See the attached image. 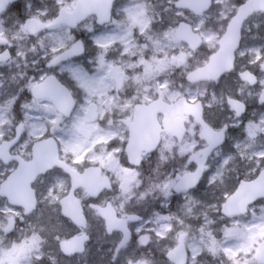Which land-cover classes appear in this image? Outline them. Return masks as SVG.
<instances>
[{"label": "snow or ice", "instance_id": "1", "mask_svg": "<svg viewBox=\"0 0 264 264\" xmlns=\"http://www.w3.org/2000/svg\"><path fill=\"white\" fill-rule=\"evenodd\" d=\"M68 6L69 0H55L57 15L43 20L39 18L48 17L51 9L41 6L40 0H24L22 5L17 4L16 0H0V25H18L23 28L33 17L38 18L39 22V28L32 31L36 40L29 49L37 57L31 61L32 74L22 72L23 84L11 92L5 87L3 79H0V97L4 98V104L10 105L11 119L15 121L12 126L16 128V134L8 136L7 139H4L6 133L0 131V181L4 184L10 183L13 177L22 171L24 161L18 151L21 147L28 150V163L33 165V171L27 178L32 198L30 204L14 201L0 191L4 201L0 205V216L4 220L0 222V239L14 233L18 222L25 216L35 215L40 211L37 207L39 201L35 198V188L32 187L36 179L40 178L42 183H47L39 199L52 197L59 206L56 222L50 225L41 224V228L51 226L57 230L55 239L63 256H82L88 250L87 244L92 237L91 224L85 211L87 208L93 216L105 221L106 236L111 237L115 228L123 231V238L113 250L111 264H117L122 252L128 253L124 264H160L158 257L163 258V264H215L216 261H219V264H264V92L258 95L261 111L253 113L251 117L246 116V102L228 97L227 103L232 113L231 123L214 124L206 118L203 111L205 105L201 104V111L196 119L203 123L214 139L209 138L203 146L197 141L193 148H199V153L196 156L189 155L187 159H183L185 153L181 149V166L173 169L171 177L165 176L163 181H158L154 187L140 195L141 199H146L149 195L158 200L162 197L159 208L165 211L154 209L147 220L138 214L127 215L128 221L159 225L147 232H144L143 224L137 227L134 246L132 232L126 222L121 219L113 223L116 212L111 203L105 209L94 202L85 205L83 201L78 200L80 211L78 215H73L65 209L64 200L53 195L61 181L58 173L71 175L67 157L72 155V164L81 163L70 150L86 139V131H96L115 138V133L110 129L112 122L105 120L104 125H100L99 121L104 117L97 119L93 115L99 72L104 67L107 53L102 54L97 50L89 55L88 45L90 43L96 48L100 38H79L83 33L73 29L79 28V20L82 17L69 21L68 26L59 32L44 31L59 26ZM210 7L211 3H208L193 11L196 16H200L202 10ZM12 9L19 10L16 17L10 15ZM111 9L116 15L127 11V7L121 9L116 0H111ZM176 15L182 16L183 13L177 11ZM106 19L109 18L101 16L99 23H105ZM111 19L115 22V16ZM184 26L183 20L176 25L177 28ZM255 27L259 29L261 24L257 23ZM84 31L93 33L96 29L94 25L87 24L84 25ZM141 32L143 33V29ZM250 50L257 52L253 61L255 63L264 54V43L253 45ZM127 51L125 48L121 55L127 54ZM17 55L24 58V68L27 69V54L17 52ZM8 58L10 53L5 51L0 55V62ZM3 75L4 73L0 72V77ZM250 83L256 84V78L253 77ZM260 83L264 84V81ZM22 95H29L30 99L22 101ZM42 100L47 103H42ZM206 107L212 109L213 105L207 104ZM17 108L20 109L19 113ZM32 109L43 114L33 117L26 111ZM3 113L4 109L0 107V114ZM32 120L36 123L30 124L29 121ZM26 128L31 129L27 136L24 135ZM234 131H238L240 136L230 140ZM200 136L201 140L206 139L203 131ZM108 143H111V139ZM112 150L121 151L115 145ZM214 150L215 157L220 158L216 160L215 166L207 163L209 154ZM201 154L203 158H199ZM41 155L49 158L50 162L41 163ZM61 155L65 157L64 162L60 160ZM238 161L244 162L242 171L236 168ZM141 163L142 161L136 162L137 168ZM226 173L229 174L227 177ZM136 183L139 184L140 181ZM120 187L124 193L132 191L131 181L129 187ZM108 188L111 190L110 184ZM204 192L208 195H201ZM98 194L93 193L91 200ZM173 201L179 203L177 212L170 211ZM120 207L123 208V204ZM9 211L14 215H9ZM40 214L42 215V212ZM189 219L197 221L195 227L186 224ZM66 227L71 231L61 237L59 232L65 231ZM141 232L144 234L141 235ZM149 233L155 234V241ZM189 240L192 242L188 243ZM169 241L171 243H168ZM43 243L41 232L33 230L25 259L35 257L37 261L45 262ZM6 246H15V242H9ZM2 252L3 248H0V253ZM180 254L183 257L182 262L178 261ZM49 258L53 260V264H59L57 258Z\"/></svg>", "mask_w": 264, "mask_h": 264}, {"label": "rangeland", "instance_id": "2", "mask_svg": "<svg viewBox=\"0 0 264 264\" xmlns=\"http://www.w3.org/2000/svg\"><path fill=\"white\" fill-rule=\"evenodd\" d=\"M47 5L52 12L56 11L55 1ZM176 0H119L118 5L121 9L127 7V11L121 12L119 15L114 14L115 22H112L107 26H99L96 22V18H90L88 22L84 23L80 28V32H85L87 35L86 40L90 37H99L97 42V47L94 48L89 43L88 50L91 54H94L99 50L102 54L106 52L105 63L103 69L99 72L98 84L95 90V103L99 106L100 116L104 119L99 121L100 125H104L105 120L111 121L110 129L115 133V138L98 133L96 131H86V139L75 145L70 152L74 151H84L89 149V153L92 150H101L95 157H100L107 159L108 165L114 173L117 174L121 182H118V186L123 185L125 188L129 187V182L131 181V192L140 191L144 192L148 189L154 187L158 181H163L165 176L171 177L173 169L181 166L183 161L179 163L171 164L169 163L174 159L168 154L172 153L174 146L171 141H167L164 144V148L160 155L156 158L160 163L158 165V170H154V175L157 176L150 180L145 181L144 184L140 181L139 184L134 181L135 174L133 177L125 172V168L122 164L119 165L118 162L122 161V154L124 146L128 141V129L122 123L121 119H130L134 112V106L138 102L147 103L162 95L165 99L172 101L178 98L181 94L188 95L192 101H196L200 96L199 90L202 87L192 86L190 83H179L174 82L176 72H179L177 76L182 77L184 73H189L191 70L199 67L201 64L208 62L209 56L215 53L219 47V39L225 32L228 20L234 14L235 7L241 0H215L213 8L201 17H195L191 13H187L185 10L178 9L175 7ZM72 6L69 0L68 9ZM180 11L183 13L182 16H177L176 12ZM193 25L195 30L201 34L204 39V49L197 53L196 55L191 52H187L186 49L180 44V42L175 37L176 25L181 21L185 20ZM43 19L42 17H40ZM202 21V23H200ZM11 23V22H9ZM259 23L261 27L257 29L255 25ZM92 24L95 26L96 31L93 33H87L84 31V25ZM251 26H253L254 34L251 36L257 37L258 40L263 39L264 42V14L256 16L249 23L247 32L251 33ZM66 26H59L49 29L48 31L59 32ZM143 29V33L141 32ZM250 29V30H249ZM165 30H167V36H165ZM257 33H262L259 38L256 36ZM43 35V33H41ZM151 37V39H148ZM249 37V38H248ZM247 37V42L245 44V49H250L249 45L250 36ZM254 37V39H255ZM36 37L30 36L25 27L21 28L18 25L7 27L0 25V52L5 48H10L13 51V58L11 61L0 64V72H3V81H6V88L9 91H14L18 85L23 84L21 80V73L27 71L29 75L32 74L31 61L36 59L31 51H29L31 45L35 42ZM11 45V47H10ZM127 48V54L121 55L124 49ZM183 50V51H182ZM17 52H25L28 57L29 67L24 68V58L17 55ZM253 54L254 60L256 59L257 52L250 51ZM244 56V54L242 55ZM182 59H187L186 64H182L178 69V63ZM86 64V61H84ZM87 66V64H86ZM95 71V69H93ZM173 71L171 76L168 77L167 73ZM91 74V72H90ZM15 77V79H13ZM176 78V77H175ZM264 81V75L263 80ZM176 84V85H175ZM264 85V84H263ZM195 98V99H193ZM201 98V96H200ZM29 95H22L21 100H29ZM42 103H47L46 100H42ZM212 104L213 108L210 109L209 118L217 122L218 116L227 117L229 114L226 110L221 109L224 107L225 100L222 96H216L213 99V95L206 100V105ZM0 107L4 109V113L0 114V131H4L6 135L4 139L8 136H13L15 133V121L11 119L10 105L4 104V98L0 97ZM20 109L17 108L19 113ZM30 112L33 117L40 116L43 113L37 112L35 109L26 110ZM213 117H215L213 119ZM30 124L36 123L35 120L29 121ZM31 129L26 128L24 135H28V131ZM198 129L194 123L191 122L190 139L186 146L183 147V151H192L193 145L197 142L196 135ZM240 133L235 131L232 134V139L239 138ZM111 139V143L108 141ZM113 145L121 149L119 152L113 151ZM108 150L103 152V150ZM22 155H26L28 150L21 147L18 150ZM166 158V159H165ZM172 159V160H171ZM220 159L215 157L211 163L215 166L216 160ZM155 160V161H156ZM150 163V162H149ZM171 166H168L170 165ZM162 166V168H161ZM237 170L242 171L244 168V162L238 161L236 165ZM192 170V169H191ZM226 173V177H227ZM2 181H0L1 183ZM46 181L41 183L39 186L40 196L43 193L46 185ZM142 185L144 187H142ZM66 183L59 182L57 185V190L53 193L54 196L59 195V193L65 188ZM207 187V186H205ZM143 188V189H142ZM131 192L124 193L126 199H129ZM201 195H208L206 192ZM137 201H147L149 199L150 204L158 206L161 200L153 198L149 195L146 199H141L140 196ZM3 200L0 198V205L3 204ZM44 208L42 207L39 212L32 215L24 225H21L17 230L16 234L13 236H8L6 238L0 239V248H3V252L0 253V264H53V260L49 257H55L57 253V243L54 240L57 235V230L53 229L51 226L46 228H41V224H54L57 220V212L54 210L56 206V201L52 197H46L43 199ZM183 201H180L182 203ZM148 203V205H150ZM179 204H171L170 211L177 212ZM121 212L125 213L126 207L121 208ZM154 209L150 211L152 214ZM159 211L164 212L165 209L158 208ZM42 212V215L40 214ZM145 211L141 209L140 214H145ZM9 215H14L10 212ZM148 215V217H149ZM0 222H4L3 217L0 216ZM197 221L186 220V224H192L195 227ZM153 227H159V225L144 223V230L148 231ZM41 232L43 236V246L42 252L45 255V262L37 261L35 257L30 260H26V252L31 243L32 231ZM59 232L61 236L64 233ZM93 234L95 246L100 238H104V233L100 229H96ZM154 236L155 234L152 233ZM53 239L50 241V239ZM9 242H15V246H6ZM192 241L189 240L188 243ZM163 243V242H162ZM168 243H171L169 241ZM128 253L124 254L125 257ZM111 256L101 257L98 264L103 261H107ZM160 264H163V258L158 257ZM63 264H67L65 261ZM76 264H83L81 261H77ZM215 264H219L216 261Z\"/></svg>", "mask_w": 264, "mask_h": 264}, {"label": "flooded vegetation", "instance_id": "3", "mask_svg": "<svg viewBox=\"0 0 264 264\" xmlns=\"http://www.w3.org/2000/svg\"><path fill=\"white\" fill-rule=\"evenodd\" d=\"M70 1H71L72 6L69 9L68 8L65 9L67 12L74 11V9L78 3V0H70ZM23 2H24V0H16V3L20 4V5H22ZM51 2H52L51 0H40L41 6H47ZM116 2L118 4L119 0H116ZM242 2H238L237 6L235 7L234 14L237 12V9L242 4ZM175 7L177 8L176 1H175ZM178 9H182V8H178ZM182 10H185L187 13H191L195 17L203 16V15L196 16L189 9H182ZM18 14H19V10H17V9L11 10L10 15L12 17H16ZM112 14L114 16L115 12L112 11ZM234 14L230 18H232L234 16ZM261 14H264V13H257V15L251 17L249 20H247L244 23L243 30H242L243 37L241 40L240 48L236 54L235 68L231 72L224 73L218 80H215V81L210 80V81H199V82H189L187 80L188 73H184V75H182V77H179V76H177V74L179 72H176L175 76H172L174 78V82L190 83L192 86L202 87L199 90L201 98L199 96L196 101H192L188 95L183 93L178 98H176L172 101H169L167 99H165V100H167L169 103H174L177 100H179L180 98L185 97V98H187V100L189 102H192V103L201 102V104L203 103L205 105L203 111H204L206 118L210 119L214 124H223V123H231L232 122V113L229 111V105L227 103L228 97H231L232 99H235L238 101H243V102L247 103L248 112H247L246 116L251 117L253 115V113H259L261 111V107L258 103V95L264 91V85L262 83H260L263 80V75H264V68H262V66H264V54L261 55V59L259 61H256L255 63H253V61H254L253 54L249 53L251 50L250 49L244 50V49H245V44L248 41L247 40L248 36H250V38H251V39H249V42H248L249 45L248 46L259 45L261 43H264L263 39L258 40L257 37L251 36L252 34H254L253 32H255L253 26H251V33L249 34L247 32V28L249 27V23L251 22V20L254 19L256 16H259ZM56 15H57V11H54L50 14V16L42 17V18H43V20H48L49 18L54 17ZM5 18H7V14H6ZM33 18H36V17H33ZM90 18H96V22H97V16L96 17L91 16ZM90 18H88L86 22H88ZM39 19H41V18H39ZM229 20H228V22H229ZM183 21L188 22L187 20H183ZM108 25H110V24H108ZM81 26H82V24L79 26V28ZM105 26H107V25H105ZM79 28L74 29V30L76 32H78ZM177 29L178 28H176V30H175V37L180 42V44H182V46L184 47V49H186L187 52H191L192 54L196 55L197 53H199L200 51H202L204 49V46H203L199 50H191L189 45L186 42L180 41L177 38ZM81 33H83V35L79 38L86 39L87 35L84 34V32H81ZM261 34L262 33H257L256 36H258L260 38ZM254 37H255V39H254ZM5 51H9L10 58H9V60L0 62V64H4V63L11 61L13 56H14L13 51L10 48L3 49L0 52V55H2ZM243 54H244V56H242ZM210 56H209V59H210ZM187 62H188L187 59H182L181 62L178 63V69L180 68V66L182 64H186ZM201 65H203V64H201ZM246 72H250L256 77V80H257L256 84H254V85L251 84L250 83L251 79H247V78L243 77V75ZM172 73H173V71H171V72L168 71V73H167L168 77L171 76ZM4 84H5V86L7 85L6 81H4ZM213 94L216 96H222L224 98L225 104H224V107H222L221 109L226 110V112L229 114V116H227V117L218 116L217 120H216L217 122H215L214 120L209 118L210 109H208L206 107V100L208 98H210ZM155 99H157V98H155ZM155 99H153V101ZM150 102H152V101H149V103ZM197 109L199 110L198 107H197ZM133 118H135L134 112H133L132 116L130 117V119L122 118L121 121L124 125H126L125 127L127 128L128 125H127L126 121L132 120ZM164 118H165L164 114L158 115V122H159L161 128H164ZM214 118L215 117H213V119ZM191 122L194 123L198 129V133L196 135V141H199L200 145L203 146L204 144H206L208 142V140L207 139L201 140L200 133L202 132L203 128L197 122L195 116L185 114L184 112L176 111V112L172 113V116L169 119V125L173 131H175L176 133H179V134L175 135L173 132L162 133L161 144H160L159 148H157L152 154L144 155L143 161L138 168H137V166H132L129 163V157H128V154L126 151V144H125L124 150H123L124 152L122 154V161H119L118 164L121 165L122 164L121 162H123V167L125 168V172L128 173V175H130L131 177H133L135 174L134 181L135 180L141 181L142 184H144L145 181L152 180L155 176L152 167L154 168V170H156V171L158 170V165L160 162L158 160H156V158L160 155V153L162 152V150L164 148L165 142H167L168 140L171 141L173 143V146H174L172 153L168 154L172 158L174 157V159L173 160L171 159L172 161H170L169 163L175 164V163H179L180 161H183L181 159V156H180V151L189 142ZM150 125H151V128L156 127L154 121H152L150 123ZM182 126L184 127V131L182 129ZM25 130H24V132H25ZM234 132H232V134ZM15 134H16V128H15L14 135ZM232 134L230 136V140L232 139ZM99 151H101V150H98V149L92 150L90 153H89V149H85L84 151H81L80 153H79V151H74L75 158L79 159L81 161V163H79V164H72L71 163V161L73 159L71 154L67 157V163H68L70 169L77 174V177L80 179L81 183L84 182L86 184H81L74 189V182H73L72 174L68 175L67 173L60 172V173H58V175L61 177V181L66 183V186L59 193L58 198L60 200H66L68 198L69 194H72L74 196L73 199H70V200L66 201L65 203L68 205L70 210H72V211L75 210V212H77L76 205H78V208L80 206L77 203L78 200L83 201V203L85 205L89 202H94L99 207H103V208L107 207L109 205V203H111L115 207V209L117 211V215L121 218H124L125 220H127V215H130V214L141 215L145 218V220H147L148 215L150 214V211L152 209H158L159 207L152 205V202L150 204L149 199H147V201H143V200L137 201L139 199L137 197L142 194V192H140V191L139 192L138 191L131 192L132 194L129 195L130 199H126L124 192H122L121 187L118 186V184H119L118 182H121L122 180L119 179V177L117 176L116 173L111 171V169L108 165L107 159L95 157V154H98ZM107 151H108L107 149L103 150V152H107ZM184 153H185V156L183 159H187V157L189 155L196 156V154L199 153V148H195L192 151L185 150ZM20 155L25 161H28L30 158L29 152L26 155H22L21 153H20ZM213 157H215V150L209 154V158L207 159L208 164H211L213 162ZM199 158H203L202 154ZM61 159L65 161V157L63 155H61ZM194 163H195V161H194ZM171 164L168 166H171ZM161 168H162V166H161ZM89 169L94 170L95 175L97 177V180L99 182L105 178H109L110 182L113 185L111 190H109V188H105L104 190H102L98 194V196L95 197L94 200H91L92 193L89 192ZM192 170H194V169H192ZM137 173H139V175H137ZM155 177H157V176H155ZM1 183H0V185H1ZM41 183L42 182H41L40 178H37L35 184L33 185V187L35 188V192H36L38 201H39V203H38V209L39 210L42 207L44 208L43 200L39 199L40 198L39 186L41 185ZM142 187H144V186L142 185ZM173 191H174V189H173ZM161 199H162V197L160 198V200ZM148 203L150 205H148ZM121 204H123V206L126 207V209L128 207L127 210H124L125 213L121 212V210H122L120 207ZM172 204L177 205L179 203H177L176 201H173ZM58 207L59 206L56 202V206L54 207V210L56 212L58 210ZM141 209H143L145 211L144 212L145 214L139 213V211ZM44 210H46V207L44 208ZM85 211L88 214L89 222L91 224L90 234H91L92 239L87 244L88 250L82 256L77 254V255H74L71 258H69V257L61 255L59 250H58V247H57L56 256H57V259L59 261V264H63L64 261L67 264H76L77 261H81V262H83V264H98V263H100L99 262L100 258L104 257L105 255L111 256V257L107 261H104V262L102 261L101 264H111V261L113 259V256H112L113 250L115 249L116 244L119 242V240L123 238V232L120 230H114L113 235L111 237L106 236L104 234V238L102 236V238H100V240L97 241L96 245L92 246V244L94 243V236H95L93 234V232L96 229H100L101 232L104 233L105 221L103 219L99 218L98 216H93L92 213L87 208H85ZM30 217L31 216H25L22 221L18 222L17 229L21 225H24ZM141 224H144V221H139V222L128 221V226L132 232V245L133 246L135 245V242H136V231L135 230ZM70 231H71V229L66 227V230L61 232V233H64L61 235V237L66 236L68 234V232H70ZM144 232H147V231L144 230ZM144 232H141V235H143ZM14 234H16V231L13 234H11L10 236H13ZM149 234L152 235L153 241H155L156 237L152 233H149ZM52 240L53 239L51 238L50 241H52ZM54 240H55V238H54ZM55 243H57V242L55 241ZM124 254H126V253L122 252L120 254V258L117 261V264H124V258H125V257H123Z\"/></svg>", "mask_w": 264, "mask_h": 264}, {"label": "water", "instance_id": "4", "mask_svg": "<svg viewBox=\"0 0 264 264\" xmlns=\"http://www.w3.org/2000/svg\"><path fill=\"white\" fill-rule=\"evenodd\" d=\"M208 3H211V7H212L213 0H178L176 5H179V7L188 8L193 11V9L197 7H201L202 5ZM210 8L202 10L200 15L210 10ZM259 11H264V0H247L245 3H243L239 7L236 15L230 20L226 33L223 35V37L220 40V49L218 50V52H216L211 56L208 64L192 71L188 75V80L192 82L218 80L222 74L232 71L235 67L236 52L241 44L243 24L250 16H252L255 12H259ZM111 12H112L111 0H78V4L73 12H67L66 10L64 11L61 17L60 24L65 23L68 25L69 21L82 17V19L79 20L80 23L86 20L88 16L96 14L98 16V22L101 16L109 18L106 19L105 23L102 24L104 25L111 22L112 20ZM184 24H185L184 27L178 28L177 37L181 40L186 41L190 45L191 49L193 50L199 49L203 44V40L201 36L194 31L193 27L188 26L191 24L187 22H184ZM26 28L32 34V31L34 29L39 28L38 20L32 19V21L26 25ZM6 60H9V58L5 59L4 61ZM189 77H191V79H189ZM243 77L247 79H252L255 76L250 72H246L243 75ZM200 106H201V102H198L196 104H191L187 102L186 98L180 99L175 104H170L166 102L162 97H160L159 99L155 100L150 104H137L135 110L136 112L135 119L132 122H127L128 126L130 127V139L127 144V152L129 154V160L131 161V163L133 165H136L137 161H142L143 160L142 154L144 151L153 152L154 150H156V148L159 146L161 140V132L163 130L168 132H173L175 135L179 134L173 131L169 125V119L171 118L173 112L176 111L184 112L186 114L194 115L196 117L201 111ZM197 107L199 108V110L197 109ZM160 113L165 114V119H164L165 129H162L157 123L158 115ZM93 115L96 116V118L98 119L99 113H98L97 104L95 109L93 110ZM152 121H154L155 125H157V129L152 128L153 130H156L155 133L152 132L150 128V124L147 125L149 122ZM198 122L203 127V132L205 133L206 139L209 138L214 139V137H211L210 132L205 128L203 123L201 121ZM145 126H147L148 129L147 128L144 129ZM182 129L184 128L182 127ZM23 161H24V165L22 171L20 173H17L13 177V180L10 183L7 184L3 183L1 187V191L3 192L4 196H7L14 201L30 204L32 198L30 195L27 178L33 171V165H30L24 159ZM40 162L47 164L50 162V159L41 155ZM74 174H73L74 189L81 184H86L84 182L81 183L80 179ZM109 184L110 182L108 178H105L99 182L97 180L94 170L89 169L90 193L92 194L100 193L103 189L108 188ZM72 198L73 196L71 194V196H69L66 201ZM76 207H77L76 209L77 212H75V210L72 211L65 203V209L73 215L79 214L80 206L78 208V205H76ZM107 208L108 206L105 207V209ZM112 208L115 209L113 205ZM121 219L122 218H119L116 212V218L113 220V223H116L118 220ZM124 221L126 222V226L128 227L127 221L126 220ZM114 230L122 231L119 228H115ZM182 259H183L182 254L178 255V261L182 262Z\"/></svg>", "mask_w": 264, "mask_h": 264}]
</instances>
